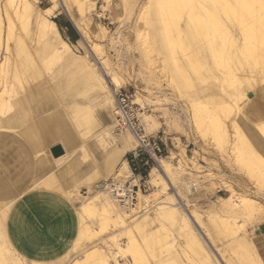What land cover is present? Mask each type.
<instances>
[{
	"label": "bare ground",
	"instance_id": "bare-ground-1",
	"mask_svg": "<svg viewBox=\"0 0 264 264\" xmlns=\"http://www.w3.org/2000/svg\"><path fill=\"white\" fill-rule=\"evenodd\" d=\"M50 1L52 2L51 6L49 5L41 9L31 0H19L17 3L14 1L16 4L13 3V0H7L4 4L2 0H0V62H6V60H8L7 54L12 53L14 49L12 69L0 75V103L3 100L5 102L4 111L0 113V133L18 134L29 143L32 147L31 149L37 156L36 160L39 169L36 172L35 178H33V182L31 181L32 183L29 184L30 186L26 190L41 188L53 189L58 187L56 179L44 178L46 176L44 165L48 162L52 163V165L55 164V167L61 165L57 174L67 183L66 190L71 188H69V186L72 183L80 180L82 181V179L86 182V188L88 190L85 192L87 196L84 197H78V193L75 191L77 195H73L72 190L66 193L71 201L74 199H81L79 208H76L80 213L81 220L76 229L75 239L78 241V244L77 247L74 248L75 254L73 255L70 251H67L54 261L49 262L34 259L33 263L144 264V260H147L144 259L146 250L143 253V248L146 247H143V245H151L157 232H160L166 225H169L183 232L185 245L189 251L188 253L192 254L189 256L190 259L188 260L191 261V259H195L198 261L197 259H199L204 264H224L225 258L223 259L220 254H216L214 252V250L217 251L216 249H211L213 244L209 237L212 239V236L210 232H208L199 214L201 212L198 213L194 209L187 208L192 203H190L192 199L190 193L193 191V187L195 190L198 189L201 182L198 183L197 180L187 181L184 189L181 187H174L168 175L170 173L174 175L175 173L172 172L178 167L176 164H173L175 154L172 152L170 155L162 156L157 159L156 165L153 166L149 178L146 180L147 183L154 187V190L152 189L153 191L151 193L145 194L141 189L136 188L137 186L140 187V183L136 177H133L131 180L132 172L126 159V154L135 149L134 147L137 141L131 131L120 130L118 128L119 109L115 97V92L126 81L123 78L117 77L118 72L116 76L112 68L106 67V74L110 83L113 84V86H110V83L105 79L106 77L104 78L102 75L103 73L101 74L99 70L96 69V66L93 65L94 63L92 64L87 60V56H84L85 59L80 61L74 55L69 43L62 38L57 22L51 18V15L55 14L57 9L60 7L63 8L81 34L82 39H79L77 42L84 44L87 48H91L95 55L100 57L104 52L101 48L100 50L97 46L98 44L94 42V35H92V30L89 25V17L95 9L97 1ZM125 1L126 0H124V2ZM106 2L108 4L106 7L111 6L110 0ZM74 4L76 5V10ZM126 6H128V4ZM126 6L124 7L125 10L123 13L127 14L128 9ZM139 6L140 9L138 14L130 17L126 24H129L130 28L134 27L140 37L145 30H149V35H151L153 39V48L150 40L148 43L149 45L147 44L149 47L147 46V48L145 47L146 49L144 48L143 50L146 56L151 58V54L154 55L158 52L159 56L163 55L162 58L158 57V59L165 65V68L174 67L182 74L184 79L187 80H189V78L185 70L188 67L194 69L196 65L206 67L207 69L215 67L223 73L222 77H219L220 74H217L218 81H220L219 86L221 85L220 87L226 90L227 95L229 94L232 98L233 102L230 103V105L227 104L228 107L232 106L236 108V116L233 119L234 122L231 123L232 132L228 131L227 126L225 123L221 122L220 119H217V122L214 119L216 123L211 122L214 126L212 129L214 131L211 133L215 135V138H213L218 141L219 146H226L228 143H232L234 146V148L232 146V149L237 148V150L242 146L241 151L243 154L240 153L236 156L240 155L244 157L242 160H246V168L254 174L253 176L257 175L260 180V185L262 184V188H264V141L258 137L259 131L257 130L259 125L256 124L257 122H250L244 113V104L253 100V97H249V94H253L254 96L255 92L252 90L264 84V0H143ZM131 10H133V8ZM116 12L118 13V11ZM16 19L21 22L22 29L26 35L34 34L37 42L43 41L42 47L37 51V60H44L47 54L53 53L56 57L64 60V65L67 66V69H64L66 66L64 67L63 64V66L61 65L64 70L68 71L70 67H73V70L75 68V71L78 73H83L82 70H85L89 77L91 76V79L92 77L95 79L94 81L101 86H98L100 87L99 90L103 89V101L105 102L103 107L104 119L107 120V122L110 120L113 121L114 117V119H116L117 114V129L123 131L120 135L113 134L110 127L107 126L109 123L106 125L105 122L103 127L107 129L104 130V136L100 135L99 138L97 135L94 139V145L91 146L90 150L89 148L81 149L80 151L74 150V147L67 143L62 145L64 152H66L65 154L59 157H53V159L49 158V156L48 158L43 156L42 152L49 155V151L51 147H53H50L49 143L51 144L53 141L55 143L58 137H65L66 139V137L69 136L73 140L78 137L76 135V126L81 125L80 123L82 122L80 115L82 101L78 98L80 86L79 82L77 84L74 83L75 85L66 92L65 90L71 84L68 80H65L67 78L61 77L60 79L59 77V80L57 82L55 81L56 87L62 93V98L64 100L66 98L68 99V107L65 103L64 106L62 103L60 104L58 102L60 100L51 101L53 103H50L49 106L35 109L30 106L31 103H24V93L26 90L24 89L23 82L18 77L19 70L17 69H20L24 75H31L32 73V79L35 81H39L40 76L34 68L36 57L33 58V54H29L31 51H29L30 49L28 48L27 50V46H25L28 44L22 41L26 39L22 38L21 40L19 38L18 41L12 43L13 45L11 44V41L17 35L15 32L16 30H14L16 29ZM143 22L147 25L144 29V26H141ZM33 25L34 27H32ZM123 25H125V23H123ZM98 26L100 28L98 33L99 37H105L107 35L106 28L101 24H98ZM118 32H120L119 35L122 36L121 31ZM114 33H116V31H114ZM145 37L147 36H144V38ZM146 43L147 42L144 44ZM131 47H129V49ZM27 51H29V53ZM110 61L111 60H109V62ZM35 63H38V61ZM212 70L210 71L214 73ZM60 71L62 72V70ZM177 71L174 72L177 73ZM55 73L57 74V70ZM60 73H58V76L61 75ZM64 73L67 74L68 72L64 71ZM198 73L201 74L200 72ZM56 74L53 76H56ZM177 74L178 77H180L179 73ZM184 74H186V76H184ZM172 75L176 77L175 73L171 74L172 78L170 81L172 80V82H175ZM234 76H237L239 83L233 86L231 90L226 89L225 84L228 83L231 85V78ZM168 77L170 78V76ZM205 77L204 80H207L208 78L206 79ZM12 78L15 79L14 82H12ZM50 81H52L53 84L54 80ZM180 81L182 80L180 79ZM176 82L181 84V82ZM184 82L182 84H185L187 81ZM50 83L48 85H50ZM190 86L193 87V85L187 87L185 85L184 87L188 88ZM205 93H207V91ZM46 95L50 97L47 92ZM34 99L35 97L32 98V102H34ZM16 104L18 108H16ZM199 104L200 103L197 105L200 106ZM196 108L198 109L197 106ZM199 108L198 111H202L199 112L203 115L201 120L204 121L203 118H205L204 116L208 112L204 113L203 110H205L207 106L203 109H201V106ZM233 108L230 107L229 110ZM207 109L209 110L210 108ZM224 109L226 113L227 108ZM68 111L71 112L68 113ZM211 111L212 110H210V112ZM222 111H219V115H221ZM232 111H234V109ZM210 112L208 114H210ZM216 112H213L217 114L214 116H218L219 112ZM230 113L233 112H229V115H231ZM139 114L147 134H155L154 132L158 130V128L164 129L163 124H157L154 119L155 117L153 118L151 115H145L144 113L146 119L145 124V119L143 120L142 117L143 113L139 112ZM66 115L69 116L72 126H70L69 122L66 120ZM222 115L225 114L222 113ZM211 116L213 115H210V117ZM207 118H205L204 122L210 123ZM111 121L110 123H112ZM210 121H213V119ZM97 122L95 121V123ZM89 124L92 129L97 128L93 122ZM204 126L203 129H205ZM75 128L76 133L74 131ZM96 130L97 129H95V131ZM103 137L104 139H102ZM251 143L255 144L256 149L252 147L253 149H250V152L258 150L256 151L257 153L255 152L252 154L246 151L251 148ZM85 147H87V145ZM74 154H78L77 159L73 156ZM94 156L98 157V159ZM80 159L87 160L86 166H78V164H76V161ZM239 160H241V158ZM69 175L72 176L69 177ZM108 179H111L113 183L108 184L107 188L101 187L102 182ZM124 180L132 181V185H134L136 189L134 190L136 192L135 195H137L136 198L133 199L136 200L131 201L126 197L125 199H121L120 197H124L125 195V190H122V192L118 194L115 193L113 187L124 185L126 182ZM73 186H75V184ZM77 187L80 186L77 184ZM170 189L172 191H169ZM119 191L120 190H118V192ZM228 192V197H220V203L217 205L219 211L216 212V215L219 214V222L221 221V224L225 227L224 229L226 231L228 230L227 234L231 238V249L238 259H240L241 264H264L263 254L260 253L259 250L256 251L257 248L255 249L253 234L247 230L243 222L241 223L238 220L243 214L250 216L259 214V216L264 218V204L247 192L235 191L233 187H229ZM160 194H162L161 197ZM0 198V264H21L23 262L20 263V254H16V250L8 242L10 240L7 235V219L10 211L3 207V204L7 203L11 210L15 200L5 199L6 197L2 194H0ZM139 199H145L147 204L152 205V210L150 208V210L148 209L144 214L139 215L137 211L138 205H140ZM84 214L86 216H84ZM91 214H94V216L98 215L99 218L94 220L93 217L91 218L94 220L92 223H90L89 220L86 222V217ZM90 217H92V215ZM96 217L97 216H95V218ZM196 224L199 228L196 227ZM108 225H111V228H109ZM120 237H126L127 242H122V238ZM111 243L116 246V253L112 251L113 246ZM181 245L183 244L181 243ZM213 248L215 247L213 246ZM128 253H130L131 257L128 263H121L120 257L122 258ZM184 253L185 252H183V254ZM184 257H186V255ZM147 262L150 263V260Z\"/></svg>",
	"mask_w": 264,
	"mask_h": 264
},
{
	"label": "rangeland",
	"instance_id": "rangeland-1",
	"mask_svg": "<svg viewBox=\"0 0 264 264\" xmlns=\"http://www.w3.org/2000/svg\"><path fill=\"white\" fill-rule=\"evenodd\" d=\"M6 1L7 0H2V3L4 4ZM14 1H16V3L17 1L19 2V0H13L14 4H16ZM31 1L34 4L38 5L41 9H44L45 7L49 5L51 6L52 4L50 0H31ZM96 1H97L96 7L93 10L94 13L92 12V14L89 17L90 19L89 25L92 30L91 33L92 35H94L93 36L94 42L97 43L98 44L97 46L99 47V49L101 48L102 51L104 52L102 53L101 51L103 55H101L100 57L96 56L95 53L91 50V48L89 47L87 48L84 44L79 43L77 41L74 42L71 40V38L69 37L67 33V30L64 27L66 23L69 21L72 22L76 30H77V27L75 26V24L73 23V21L70 19L67 12L63 8L60 7L59 9H57L55 11V14L51 15V18L56 20L59 24H61V26H63V27L58 26L60 34L62 38L69 43L72 51L74 52V55L80 61L81 60L83 61L85 59L84 56L85 57L87 56V60L90 61L92 64L94 63L93 65L96 66V69L99 70L101 74L103 73L102 75L104 76V78L106 77L105 79L108 81V83H110V80L106 74V70H107L106 67L112 68L113 72L116 73L115 74L116 76L118 72L117 77L123 78L126 81L121 87L118 88V90L120 88L127 89L134 94V99L136 98L135 104L137 105V107H139L138 108L140 110L139 112L143 113L142 114L143 120L145 119V116H144V113H145V115L147 114V115H151L153 118L155 117L154 119L156 120L158 125L163 124L164 129L158 128V130H155L154 133L158 131H162L165 133V136L168 139V143H167L169 144L168 152L166 153V155H163V156L170 155L172 152L175 154L174 159H173V164H176L178 167L175 168L174 171L172 172V173H175L174 175L171 173L168 174L170 180L174 184L175 188L181 187L182 189H184L187 181L190 182V181L197 180L198 183L201 182L199 184L198 189L195 190V188L193 187V191H198V192L191 200L189 199L190 203L191 202L192 203L187 208L194 209L198 213L201 212L199 214L201 215L208 232H210L212 239L215 242L214 243L211 237L208 236L213 246L215 247L213 248L212 246L211 249L212 250L216 249L217 251L214 250V252L216 254L218 253V255L220 254V256H222L223 259L225 258L224 264L225 263L226 264H241L240 259H238L236 254L231 249V246H230L231 238L227 234L228 230L226 231L224 229L225 227H223V225L221 224L222 222L221 221L219 222V217H218L219 214L216 215V212L219 211V209H217V205L220 203V197H216L215 199H210L208 195H209V192H212L213 190L223 188L224 189L223 197H228L229 195L228 188L233 187L235 191L247 192L252 197L256 198L257 200L259 199L260 202L264 204V188H262V184L260 185L259 183L260 180L258 179L257 175L253 176L254 174H252L251 171L250 170L248 171V168H246L247 162L246 160L245 161L242 160L244 159V157L240 155H239L240 157L236 156L240 153L243 154V152L241 151L242 146H240L238 150L237 148L232 149V146H233L232 143L231 144L228 143V145H226L228 147L219 146L218 141L214 139L215 135L211 133L214 131L212 130L214 127L212 123H216L217 119H220L221 122L225 123L228 131L232 132L233 129L231 128V125H232L231 123L234 122L233 119L236 116L235 115L236 108H233L232 106L228 107V104L230 105V103L233 102L232 98L229 96V94L227 95L226 90H223V88L220 87L221 85L219 86L220 81H218L219 79H218L217 74L218 75L220 74L219 77L220 76L222 77L223 73L219 71L218 69H216L215 67L214 68L212 67L213 69L212 70L211 68L207 69L206 67L196 65V68L194 69L191 67H188L185 70L186 74L188 75L187 77L189 78V80L184 79L182 74L179 71H177L174 67H169V68L164 67L165 65H163L162 62L158 59V57L159 58L163 57L162 54H161L162 56H159L158 52L155 53L154 55L151 54V58L145 55L143 50L145 47L147 48L150 40H151L150 43L153 48V43H152L153 39H152V36L149 35L148 29L145 30L144 33L142 34L143 37L142 36L140 37L137 33V30L134 27H131L132 28L131 30V28L129 27V24H126V22L129 20L130 17L138 14L139 9H140L139 4H141L143 0L142 1L141 0H136V1L126 0L125 2L124 0H110L111 6H108V7H106L108 5L106 2L107 0H96ZM127 4L128 6H126ZM125 6L128 9V10L126 9L127 14L123 13L125 10L124 9ZM74 7L76 10L75 4H74ZM132 8L133 10H131ZM116 11H118V13ZM16 23H15L16 29L14 30H16L15 32L17 35L13 39L14 41L13 40L11 41V44L14 43L15 41H18L19 38L21 40L22 38L26 39L22 41L24 43L26 42L25 44L29 45V46L25 45L27 46L26 49L28 48L30 49L29 51H31L30 53L29 51L27 52L29 54H33L32 56L33 58L36 57L35 62L38 61V63L34 62V68L37 71L38 75L40 76V80L35 81L34 79H32V73L31 75H24L20 69H17L19 70L18 77L23 82L24 89L26 90L24 93V103L25 104L31 103L30 106H32V108L35 109V108H42V107L49 106L50 103H53L51 101L60 100L58 101L60 104L62 103L64 106V103H65V105L68 107L67 105L68 99L66 98L64 100L62 98L61 96L62 93L56 87L55 81L57 82L59 80V77L60 79L61 77L67 78V79L65 78L64 79L68 80L69 83L71 84L65 90L66 92L69 91L73 85L79 82L80 87H79V97L78 98L81 99L82 101L81 111H80L82 122L80 123L81 125L76 126L77 133L79 134L76 133V128L74 129L78 137L75 138L74 140L70 138L69 136H67L66 139L65 137H58V139H56L57 141H55V143L54 141L51 142V144L49 143V146L51 147L57 144L65 145L68 143L74 147V150L80 151L81 149L83 150L85 148H89L90 150L91 146L94 145V139L96 138V136L97 135L98 137L100 135L104 136V130L107 129L106 127H103L105 122H106V125L107 123H109L107 126L110 127V130L113 132V134L120 135L121 132L123 131H119L117 129V126H116L117 114H116V119H114L115 117L113 118L114 122L110 120L112 123H110V121L107 122V120L104 119V114H103L104 108L103 107H104L105 102L103 101V98H104V95L102 94L103 89L99 90L101 86L96 81H94L95 79L93 77L91 79L90 78L91 76L89 77V75L86 73L85 70H82L83 73H78L77 71H75V68L73 70V67L68 68V71L64 70V69H67V66L64 65V60L56 57L53 53H50L49 55L47 54L44 60H40V59L37 60L38 59L37 51L42 47L43 41L37 42V39L34 34L26 35L24 30L22 29L21 22L16 19ZM123 23H125L126 26L123 25ZM144 23L145 22H143L141 25V26H144L143 29L147 27V25ZM98 24H101L106 28L107 35L103 38L99 37L98 33H99L100 28ZM32 27H34V25ZM114 31H116V33H114ZM118 31H121L122 36L119 35L120 32ZM144 36H147V37L144 38ZM79 39L80 40L82 39L81 34H80ZM145 42L147 43L144 44ZM131 45L135 49H133ZM129 47L131 48L129 49ZM12 51H13L12 53L7 54L8 60H6V62H3V61L0 62V75L5 74L8 70L12 69V64L14 61L13 59L14 49ZM50 55L51 56L53 55V56L51 57ZM108 59L111 61L109 62ZM132 59L135 63L132 61ZM102 60H105V61H102ZM132 62H133V65H132ZM62 64L64 65V67L66 66V68L63 69L61 67ZM198 67L201 69H199ZM202 67L204 70L202 69ZM172 68H174L175 70ZM56 70H57V74L55 73ZM60 70H62L64 76L62 75V72ZM173 70L177 71L180 77H178V74L174 72ZM210 70H212L214 73H212ZM58 71H60L61 73ZM64 71L68 72L67 74H71V75H67L66 73H64ZM198 72H200L201 74L203 73L204 74V75L202 74L203 77ZM58 73H60L61 75L58 76L59 75ZM173 73H175V75L177 74L176 77L172 75L173 80L175 79V82L174 81L172 82V80L170 81V79L172 78L171 74ZM54 74H56V76H53ZM186 74H184V76H186ZM168 76H170V78ZM55 77L57 78V80ZM204 77L208 79L204 80ZM180 79L183 82L186 80L188 83L185 81L186 83L184 82L185 84H182L183 82L180 81ZM48 80L49 81L54 80L53 84H52V81H50L51 82L50 83ZM14 81L15 79L12 78V82ZM176 81L181 82V84L177 83ZM49 83L50 85H48ZM237 83H239L237 76H234L233 78H231V85L226 83L225 87L226 89L231 90L233 89V86H235ZM188 84L193 85L194 89L192 86L186 88L187 86H189ZM111 85L113 86V84L110 83V86ZM185 85L186 87H184ZM212 86H213V89H212ZM256 89L252 91H254L256 95H260L261 97H263L264 96V84H262L261 86L260 85L257 86ZM206 91L207 93H205ZM46 92L48 93L50 97L46 95ZM33 97H35L34 102H32ZM198 103H200L199 105L201 106V109L205 108L206 106L207 108H210L209 110L207 108H206L207 110L206 109L203 110L204 113L206 112L209 113L210 110H212L210 114L207 113L204 116L205 118L208 117L207 119H209L210 123L204 122L205 118H203L204 121L201 120V117H203V115H201L200 113L202 111L200 110H199L200 112L198 111V109H200L199 108L200 106L197 105ZM195 105L198 107V109L196 108ZM15 106L16 108H18L17 104ZM230 107L233 108L234 111H232L233 109L229 110ZM4 108H5V102L3 100L0 103V113L4 111ZM224 108H227L226 113L228 111L233 112V113H230L231 115H229V112H228V114L226 115ZM219 111L220 112L222 111V113L228 116L229 118L226 117L225 115H222V113L221 115H219L220 114ZM70 112L71 111H68V113ZM213 112H216V113L219 112L218 116H214L217 114ZM244 113H245L246 118L250 122L254 123V121L249 115L246 104H244ZM210 115H213V116L210 117ZM188 117L191 118L192 120L189 119ZM209 117L212 118L213 121H210L212 119H210ZM214 119L216 120V122H214ZM66 120L69 122V125L72 126L68 115H66ZM95 121L96 122L98 121V122L95 123ZM92 122L95 125V127H97L95 128L97 129L96 131L95 129H92L89 124ZM144 122L146 124V119L144 120ZM256 122L255 123L259 125L258 126L259 128L257 130L259 131L258 137L259 139L264 141V119H259ZM200 123H202L203 126L205 125L204 126L205 129H203V126ZM98 126L102 129H100ZM102 139H104V137ZM86 145L87 147H85ZM250 145H251L250 146L251 148L247 147L249 148L246 150L247 152H250V149L251 150L253 149L252 147L256 149L255 144L251 143ZM4 148H5L4 150L5 152L3 151ZM31 148L32 147L29 145V143L24 138L20 137L18 134L0 133V149H1L0 155H4L5 158L8 160V163H6L8 166L17 167L16 171L14 172V176H16L17 181H19L18 183H15V184L13 183L7 184L6 185L7 190L8 188H11V189L15 188L16 191H20L24 189L23 187L25 186L28 187L30 186L28 184H31L33 182V178H35L36 172L38 171L39 166L36 160L37 156ZM253 151H251L250 153L254 154L258 150H253ZM49 152L51 153V154L49 153V155H46V153L44 154V152H42V154L43 156H46V158H48L49 156V158L53 159L54 156L51 152V149ZM65 153L66 152H64V154ZM73 156L76 157L77 159L78 154H74ZM2 158L3 156L0 157V160H2ZM95 158L98 159V157H95ZM240 158L241 160H239ZM86 163H87V160L80 159L76 161V164H78V166L79 165L86 166ZM47 164L44 165L45 175H46L44 178L56 179V183L58 184V187L53 188V189H56L57 191L61 192L68 199H69V196L66 193L69 190H72L73 192L72 194L75 196L77 195V193H78L77 195L78 197L87 196V193L85 192L88 189L86 188L87 187L86 182H84L83 179L82 181L80 180V181L72 183L69 186V188L70 187L71 188L66 190L67 183L64 182V180H62L60 176L57 174L59 172L61 165L60 166L56 165L58 167L57 169V167H55V164L52 165V163H49V162ZM26 168H27V171H26ZM17 172H20V174H17ZM71 176L72 175H69V177ZM170 176L171 177L173 176V177L171 178ZM148 178L149 176L145 179V181H142V183L138 179L140 184H144V186H142V189L145 194H149L154 190V187L151 184L146 182ZM74 184L75 186H73ZM77 184L80 187H77ZM74 191L77 193H75ZM169 191H172V190L170 189ZM161 195L162 194H160V197ZM71 202L74 204L75 209H76V208H79L81 199H74ZM139 203L140 205H138V208H137L139 215H142L148 209L150 210L151 208L152 210L153 208L152 205L147 204L145 199H139ZM3 207L7 209L8 211H10L7 203H4ZM76 211H77V218H78V224H79V221L81 220L80 213L77 209ZM91 215L92 217H90ZM91 215H88L86 217L87 218L86 222L89 220V222L92 223V221L99 218L98 215H95L97 216L96 218L94 214H91ZM84 216L86 215L84 214ZM91 218H93L94 220H92ZM262 218L263 217L259 216V214H256V216L255 215L250 216V215L243 214L240 216L238 220L241 223L243 222L247 230H249L250 233L253 234V240L255 241L254 242L255 249L257 248L256 251L259 250V252L263 254V258H264V220H263L264 218L263 219ZM261 225L262 227L261 229H259ZM108 226L109 228H111L110 227L111 225H108ZM172 227L173 226L166 225L165 228L160 230V232H157L156 236L152 240L151 245L150 244L148 246H144L146 244L143 245V247H146V248H143L144 249L143 253L146 250L144 254L145 256L144 259H146L147 261L150 260V263L145 260L143 263L146 264L147 262V264L148 263L149 264L151 263L152 264H192V263L193 264H197V263L204 264L199 259H197L198 261H196L195 259H191L192 262L188 260L190 259L189 256L192 254L188 253L189 251L187 250V247L185 245V238L183 237V232L179 229L177 230L174 227L173 228ZM196 227H198L197 224H196ZM120 238H122L121 239L122 242H127L126 237H120ZM8 242L13 247L11 242L10 241ZM77 242L78 241L75 239L73 244L71 245V248L68 250L73 255L75 254L74 248L77 247V244H78ZM181 243L183 245H181ZM111 245L113 246L112 251L116 253L117 252L116 246L113 243H111ZM180 246H181V249H180ZM219 246L221 247V249ZM216 247H218L220 250ZM185 249L187 250V252ZM183 252H185L186 254L185 253L183 254ZM15 253L20 254V257H21L20 263L23 262L21 264H34L33 259H28L24 255L19 253L17 250ZM185 255L186 257H184ZM130 258H131L130 253L126 254V256L122 258L120 257L121 263H125V262L128 263V260Z\"/></svg>",
	"mask_w": 264,
	"mask_h": 264
},
{
	"label": "crops",
	"instance_id": "crops-1",
	"mask_svg": "<svg viewBox=\"0 0 264 264\" xmlns=\"http://www.w3.org/2000/svg\"><path fill=\"white\" fill-rule=\"evenodd\" d=\"M246 105L254 123L264 119V96L254 94L253 100ZM166 141L168 143L167 137ZM1 156L3 161L0 160V194L5 199L15 200L7 219V235L11 244L28 259L49 262L58 259L71 248L76 238L78 218L74 204L55 189L26 190L29 186H25L20 191L15 188L7 190V184L19 182L14 176L17 167L8 166V160L4 155ZM197 192L192 191L191 197ZM223 194L224 189L219 188L209 192L208 196L215 199L223 197ZM261 227L262 225L259 229Z\"/></svg>",
	"mask_w": 264,
	"mask_h": 264
},
{
	"label": "built area",
	"instance_id": "built-area-1",
	"mask_svg": "<svg viewBox=\"0 0 264 264\" xmlns=\"http://www.w3.org/2000/svg\"><path fill=\"white\" fill-rule=\"evenodd\" d=\"M115 97L117 100V105L119 109V122L118 128L120 130H129L133 133L137 141V146L135 149L130 151L126 159L130 166L132 177H136L140 182L145 181V179L150 175L153 166L156 164L157 159L166 155L168 152V144L166 141L165 133L158 131L155 134H147L145 131V126L142 122V118L139 114V109L134 103V94L127 89H119L115 92ZM109 180V181H108ZM103 181L101 187L107 188L108 184L113 183L111 179ZM142 186L136 188L143 191ZM100 187V188H101ZM115 193L118 194L125 190L124 197L121 199L128 198V200L134 201L137 195L134 190L135 186L132 185V181H126L124 185L113 187ZM118 190H120L118 192ZM136 202V201H135Z\"/></svg>",
	"mask_w": 264,
	"mask_h": 264
},
{
	"label": "trees",
	"instance_id": "trees-1",
	"mask_svg": "<svg viewBox=\"0 0 264 264\" xmlns=\"http://www.w3.org/2000/svg\"><path fill=\"white\" fill-rule=\"evenodd\" d=\"M57 24H58L59 27H63L58 22H57ZM65 27L67 28V32H68V35L71 38V40L74 41V42L78 41L79 38H80V35L78 34V32H77L76 28L74 27V25L72 24V22H70V21L67 22Z\"/></svg>",
	"mask_w": 264,
	"mask_h": 264
},
{
	"label": "water",
	"instance_id": "water-1",
	"mask_svg": "<svg viewBox=\"0 0 264 264\" xmlns=\"http://www.w3.org/2000/svg\"><path fill=\"white\" fill-rule=\"evenodd\" d=\"M249 97H253V94H249ZM51 152L54 157H59L64 154V148L61 144H57L51 147Z\"/></svg>",
	"mask_w": 264,
	"mask_h": 264
}]
</instances>
